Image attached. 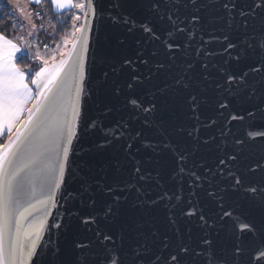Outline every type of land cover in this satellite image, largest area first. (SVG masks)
Here are the masks:
<instances>
[{"label":"snow or ice","instance_id":"1","mask_svg":"<svg viewBox=\"0 0 264 264\" xmlns=\"http://www.w3.org/2000/svg\"><path fill=\"white\" fill-rule=\"evenodd\" d=\"M50 3L84 17L58 62L44 59L33 75L17 63L29 46L0 32V131L8 133L0 264H264V149L250 150L264 145V0H147L149 18L139 24L131 14L109 16L114 28L138 32L132 53L130 36H117L98 42L90 62L88 19L102 7ZM177 108L192 122L175 125L180 140H147L145 127L164 135L165 116L174 122ZM202 129L215 131L203 137ZM202 148L211 162L198 156ZM158 149L174 158L170 172L140 157ZM37 190L43 198L25 206ZM237 194L261 209L259 221L235 211ZM37 204L43 216L33 222ZM58 205L64 216L46 224ZM190 225L195 236L184 230Z\"/></svg>","mask_w":264,"mask_h":264},{"label":"water","instance_id":"2","mask_svg":"<svg viewBox=\"0 0 264 264\" xmlns=\"http://www.w3.org/2000/svg\"><path fill=\"white\" fill-rule=\"evenodd\" d=\"M84 2L87 3V0H84ZM93 2H94V5L101 6L103 9V12L101 13L100 7H98L97 11H96V15L90 16L88 19L89 38H90V52L88 54L89 62L91 61L92 52L95 51L98 42H100V43H115V37H117V36H130V38L127 40V45H128L127 53L131 54L132 50H134L136 47V45L134 43V38L138 34V32H134L133 34H128L121 28H114L108 22L109 16L115 15L117 12H123L124 14H131V16L137 22V24H139L140 22L147 20L149 18V13L147 11V0H93ZM242 2H243V0H242ZM117 3H123V7L120 9L114 8L113 5H115ZM83 22H84V17L82 15V17L80 19V24ZM205 39H208V37L205 36ZM70 47H71V44L69 43L66 51ZM149 47H151V45ZM211 47L217 51L219 50L218 45L213 44ZM60 58H61V56L56 58L55 60L58 62ZM51 62L52 61H50V63ZM40 67H43V65H41ZM40 67L36 71H38L40 69ZM34 73H33V75H34ZM152 83L154 85H157V86L161 85V81H158V80H154ZM30 87H32L33 92H35V86L30 84ZM151 88H152V85H149V87L145 88L144 91L147 93ZM101 99L103 100L104 97L102 96ZM31 106L32 105L30 104L28 107H31ZM176 113H177L178 118L174 122L171 120L170 117L165 116V125H164L165 133H164V135H161L156 127H151V128L145 127L146 139L149 141H154V142L159 143V142L164 141L165 136H167L168 139L171 140L173 143H176L177 141H179L180 137L177 136L176 133L173 131V128L175 127V125H178V124L190 125V124H192V122L188 121L186 119V117L182 114V109L177 108ZM25 116H26V113H25ZM137 126H140V125L137 124ZM231 127H232L233 132H236L239 135L244 134V128L240 122H233ZM214 131H215L214 129L213 130L202 129L201 135L203 137H207L210 134V132L214 133ZM7 141H8V136L2 142L1 145H4L5 143H7ZM261 149H264V145L260 144V142L257 141V143L250 150L257 152V154H258ZM0 151H2V149H0ZM108 155H110V153H106L104 155H99L96 157V159L99 160L100 162H103L107 158ZM199 155H203V156L207 157L209 159V162H211V160L213 159V154L208 153L203 148L201 149L200 153H198V156ZM140 157L142 159H147V158L151 157L153 163L150 165V167L153 169L156 167H161L166 172H170L171 169L175 167L174 158L172 157L171 153L168 152L167 150H159L158 149V154L153 153L150 150H142ZM156 160L160 161L159 165H157L155 163ZM125 178H129L127 173H125ZM132 182L134 183L135 181H132ZM153 195H155V194L153 193ZM42 198L43 197L41 195V192L39 190H37L31 196L30 199L26 198L25 201H23V203L25 204V206L29 202L35 204L36 200L42 199ZM57 198H59V192L57 193ZM233 200L235 201V204H234L235 211L238 214H240L241 216H247L249 219H255V220L259 221V219L261 218V215H262L260 208L255 207L254 205H252L247 200L242 199L240 194H237L236 196H234ZM49 213H50V215L46 219V224H49V225L52 224L53 222H55V219L57 217L64 216V210L59 205L56 208H50ZM158 215H159V220H160V224L158 226L163 227L162 211ZM42 216H43V212L40 211V205L37 204L36 208L33 209V215L31 217V220L33 222L38 221ZM21 223H22V225H24L23 221ZM231 225H232V221L227 220L224 224V227H222L220 229V235L217 237V241H218V246L221 248L227 242ZM24 226L26 227V225H24ZM187 227H192L193 236H195L197 234L198 230L194 226H192V225L186 226L184 228L185 231H187ZM52 233H53V239H55L56 230L53 229ZM43 235L44 234L42 233V236ZM6 242H7V237H6Z\"/></svg>","mask_w":264,"mask_h":264},{"label":"trees","instance_id":"3","mask_svg":"<svg viewBox=\"0 0 264 264\" xmlns=\"http://www.w3.org/2000/svg\"><path fill=\"white\" fill-rule=\"evenodd\" d=\"M4 9H6V7H4ZM29 9L32 12L34 23L39 27L38 33H42V23L44 21L51 27L46 37H48L49 40H52L53 45H51L49 42H46L45 44H47V47H45V49L53 48V50H51L52 52L50 53H44L45 58L50 62L53 58L56 59L60 57L59 48L62 44V39L66 38L67 36H70V39H72V31L79 27L80 20L75 21L72 19V17L75 15L76 9L63 11V13L55 12L49 0H43L39 5H30ZM37 13L39 15H37ZM79 15L82 17L81 13ZM6 17H8L7 14L0 16V31L7 35H11V30L13 29L10 26H7L8 22L6 21ZM39 23H41V25H39ZM37 60L38 59L35 60L29 56L26 61L18 60L17 63L19 66L25 67L27 70H29L32 64H35L34 70L31 71L34 73L41 66V63H39ZM27 81L29 82V80ZM6 138V134L0 137V145Z\"/></svg>","mask_w":264,"mask_h":264},{"label":"rangeland","instance_id":"4","mask_svg":"<svg viewBox=\"0 0 264 264\" xmlns=\"http://www.w3.org/2000/svg\"><path fill=\"white\" fill-rule=\"evenodd\" d=\"M3 7H6V9L2 10ZM20 8L24 9L23 14L19 11ZM6 14L8 15V17H6V21L8 22L7 26H9V24L14 26L11 27L14 30H11V34L15 35L17 38L22 37L21 40L24 41L25 45L29 46V56L32 59H38L37 61H40L39 63H41L42 65L43 60L46 59L44 53H50L52 52L51 50H53V48L45 49V47H47V44H45L46 42H49L51 45H53L52 40H49L48 37H46V35L50 31V25L44 21L42 23V33H38L39 27L37 25L36 28H32L31 24L27 22L30 18L32 20V23H34L32 12L28 7L24 5L22 0H0V16ZM39 25H41V23H39ZM74 31L75 30L72 31V34ZM29 33H31V35H29ZM66 39L71 40L70 36H67L66 38L62 39V44L59 48V54L62 51L65 52L68 47L69 43L66 44ZM32 65L29 68L30 71L34 70L35 64Z\"/></svg>","mask_w":264,"mask_h":264},{"label":"crops","instance_id":"5","mask_svg":"<svg viewBox=\"0 0 264 264\" xmlns=\"http://www.w3.org/2000/svg\"><path fill=\"white\" fill-rule=\"evenodd\" d=\"M23 1V3H24V5L26 6V7H28L29 8V6L30 5H35L33 2H32V0H22ZM43 1V0H42ZM50 1V0H49ZM74 2H79V0H74ZM52 6V5H51ZM52 8H53V10L55 11V12H61V10H59V9H56L54 6H52ZM2 10H4V7L2 8ZM67 10H69V9H66V10H64V11H67ZM80 14V12H79V10L78 9H76V12H75V15H79ZM74 15V16H75ZM0 32H2V31H0ZM3 34H5L4 32H2ZM5 35H7V34H5ZM8 36V38H10V39H12L14 42H16L19 46H21V47H24L25 46V43H24V41H22L21 40V38H17L15 35H13V34H11V35H7ZM22 41V42H21ZM49 49V48H48ZM19 55V54H18ZM40 62V61H39ZM43 65V64H42ZM26 82H28L27 81V79H26ZM30 86V85H29ZM30 105V104H29ZM28 105V106H29ZM7 135L8 136V133H7V131L6 130H4V131H0V137L1 136H3V135Z\"/></svg>","mask_w":264,"mask_h":264}]
</instances>
